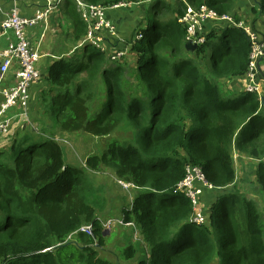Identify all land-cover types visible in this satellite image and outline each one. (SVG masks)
<instances>
[{"label":"trees","instance_id":"obj_1","mask_svg":"<svg viewBox=\"0 0 264 264\" xmlns=\"http://www.w3.org/2000/svg\"><path fill=\"white\" fill-rule=\"evenodd\" d=\"M141 1L86 0L104 7ZM62 3L72 37L82 39L86 26L75 3ZM201 4L218 14L234 6L231 0H152L135 29L142 37L130 45L137 56L132 67L113 66L89 45L83 60L66 55L48 67L53 93L43 96L41 107L51 129L96 137L128 129L131 136L111 139L79 167L65 161L51 134L21 128L0 149V264H120L97 252L107 239L98 217L106 198L83 174L102 169L138 190L121 209L147 247L148 256L136 264H264V213L254 200L225 190L235 182L239 150L258 160L254 176L264 200V144H257L264 104L257 94L225 93L221 84L245 73L250 42L243 29L224 26L208 31L194 51L186 49L178 19L187 5ZM252 10L264 16V0ZM189 165L218 194L213 190L201 225L189 220L190 199L173 194ZM87 224L91 234L80 231ZM119 251L123 260L138 252L131 243Z\"/></svg>","mask_w":264,"mask_h":264},{"label":"built area","instance_id":"obj_2","mask_svg":"<svg viewBox=\"0 0 264 264\" xmlns=\"http://www.w3.org/2000/svg\"><path fill=\"white\" fill-rule=\"evenodd\" d=\"M61 1L63 0H45L44 5L37 7L30 16L21 15L17 4L14 2L9 10L4 13V18L0 22V34H6L10 30L14 38L0 50V78L8 71L12 63L16 62L18 65L15 83L10 87H0V139L8 140L12 137V131L15 127L21 128L26 124H31L29 111L33 96L30 89L33 84L45 76L44 72L46 71L43 68L39 69V60L42 54L39 52L38 45L32 46L30 44L26 30L39 24L43 27V31L52 28V20ZM73 2L87 27L84 37L77 46L78 48L89 45L106 58L114 60L125 52L127 53L131 43L141 39L142 34L135 32L128 42L122 46L119 45L120 48H118L120 41L117 40L116 26L105 14L108 7L89 4L86 0H73ZM130 4L132 3H118L112 5L111 8L126 7ZM178 21L186 28L185 41L196 46L204 44L207 33L205 27L208 22H220V27L243 29L250 42V54L247 70L238 78L241 80L243 92L257 94L261 98L264 81L262 77L264 72L261 71V65L264 64V25L256 30L250 23L236 19L231 13L218 14L205 4L198 7L187 5L184 15ZM127 186L125 185V187ZM205 188L212 189L213 187L205 180L198 167L189 165L186 168L184 179L178 183L173 192V194H183L190 199L193 213L189 220L196 225H201L206 220L203 211L207 208L201 202L202 191ZM116 222L122 223L124 221L123 218L120 220L110 218L102 222L103 230L106 231L109 226H114ZM91 230L90 224L80 228V231L87 234H91ZM134 233L136 234L135 240L142 242L137 235L136 228Z\"/></svg>","mask_w":264,"mask_h":264},{"label":"rangeland","instance_id":"obj_3","mask_svg":"<svg viewBox=\"0 0 264 264\" xmlns=\"http://www.w3.org/2000/svg\"><path fill=\"white\" fill-rule=\"evenodd\" d=\"M150 1L152 0H148L146 7L148 6ZM166 1H170V3L173 2V0ZM231 1L235 2V0ZM67 3L71 2L67 1ZM141 24L143 25L144 22H140L138 26ZM132 44L133 43H131V45ZM118 48H120L119 44ZM80 49L81 48H77L76 52H69L70 56L76 54L73 57H76L77 60H83L84 55L83 52L80 51ZM91 50V48H88L86 55H88ZM108 60L113 64V66L129 68L136 63L137 56L136 53L131 48H129L127 50V53L125 52L122 56H119L117 59H114L115 61L111 60L110 58H108ZM195 61L200 62L199 59H195ZM261 71L264 72V64L261 65ZM221 84L223 85L222 81ZM225 86H227V84H225ZM226 90L230 91V89L227 87ZM225 93L230 94L231 92ZM50 123L51 122L43 114V109L41 107V109L38 108L37 112L32 113V126L27 127L37 130L36 132L40 134H45L47 136L48 134H51V138L55 139L56 141H59V143L61 144L65 161L67 163H70L71 165L79 167L85 164V159L88 155L94 153H101L111 139H123L129 138L131 136L130 130L128 129H126V131L117 130L106 137H96L85 132L65 133L59 130L51 129ZM250 130L251 126L246 129V133L248 134ZM260 139L261 142H255L259 145H261L262 143L264 144V136H262ZM234 157L235 161L233 162V164L236 168V179L234 184L227 186L225 190L227 192L236 191L243 197L254 200L256 204L258 203V208L261 210V212L264 213L263 196L258 191V185L254 176V169L256 168L255 164L258 160L254 159L252 156H249V154L240 153L239 150L238 152L237 150H235ZM83 177L85 182H90L93 186L101 188L102 194L106 198L104 210L98 214L101 223L110 218L113 220L122 219V207L126 204H130L133 201L138 190L136 191L131 186L132 184L127 183L123 180H118L114 176V174L108 169H102L99 171L86 170L83 174ZM125 185L128 186L125 187ZM213 190L205 188L202 191L201 202L203 205L209 206L212 202L215 201L216 197L213 194ZM205 193L209 194V196H212L211 200H209V198L207 200L204 199L203 195ZM221 193L222 190L219 192V194ZM133 228L137 229V227L133 223L125 224L124 222H116L114 226H109V228L105 231L107 233V239L105 241L104 246L100 248L97 247L98 255L112 262L118 261L120 264H136V261L140 259L143 254H146V256H148L147 251L145 250L147 249V247L144 246V244L139 240H135L136 234L134 233ZM137 235L140 238V235L138 234V229ZM69 240L71 241L72 238ZM129 242H133L131 244H134L136 248H138V252L132 260H123L120 258L119 249L122 246H126L127 244H129ZM79 244L81 245V243ZM67 254L68 252L63 253L61 255L62 258Z\"/></svg>","mask_w":264,"mask_h":264},{"label":"crops","instance_id":"obj_4","mask_svg":"<svg viewBox=\"0 0 264 264\" xmlns=\"http://www.w3.org/2000/svg\"><path fill=\"white\" fill-rule=\"evenodd\" d=\"M259 1L260 0H235V2L233 1L234 6L229 13H231L236 19L242 21L244 20L250 23V25L253 26L256 30H259L264 25V17L263 15L256 14L252 10V8H257ZM14 2L17 4L21 15L30 16L34 13L37 7L44 5L45 0H0V22L4 18V13L9 10ZM147 3L148 0H145L132 3L126 7L111 8L110 6L106 8V17L113 21L116 26L117 40L120 41L119 45H124L134 36L135 29L145 17V7ZM65 8L66 7H64V3H62L61 1L52 20V28H48L47 30L43 31V27L39 24L26 30V36L30 44L32 46L38 45L39 52L42 54L39 60V69L43 68L45 69V71H47L48 67L54 61L66 55L70 56L69 52L71 51H77V46L81 39L74 40L75 38L72 37L73 24L65 15ZM220 26V22H208L205 30L208 32L210 30L216 29L217 27L220 28ZM215 35L220 36V32L217 31ZM13 40V34L10 30L6 34H0V50ZM83 48L84 47H81L80 51H82ZM17 68L18 65L16 62L10 65L8 71L2 76V78H0V87H10L15 83ZM44 73L46 75V72ZM262 77L264 80V74ZM226 84L227 86H225V84L222 85V89H224V91H226V87L230 88L229 92H232L237 96H239L240 93L243 92L241 89V80L238 77H234L228 80ZM262 86L264 94V81ZM30 90L33 96V100L30 102L29 111V118L31 120L32 113L37 112L38 108L41 109V99L43 98V96L45 94H50L53 92L48 90V82L46 81L45 76L42 77L38 82L33 84ZM26 125L28 126L29 124ZM26 125L22 126L21 128L25 127ZM21 128L15 127L12 131V137L8 140H4V138L0 139V149L7 147ZM233 160L235 161L234 156ZM214 193L215 196L218 195L216 190L214 191ZM203 197L204 199H208L206 195H203Z\"/></svg>","mask_w":264,"mask_h":264},{"label":"water","instance_id":"obj_5","mask_svg":"<svg viewBox=\"0 0 264 264\" xmlns=\"http://www.w3.org/2000/svg\"><path fill=\"white\" fill-rule=\"evenodd\" d=\"M185 48L188 49V50L194 51L197 48V46L195 44H191L190 42H186L185 43ZM261 104L262 105L264 104V97L263 96L261 97Z\"/></svg>","mask_w":264,"mask_h":264},{"label":"clouds","instance_id":"obj_6","mask_svg":"<svg viewBox=\"0 0 264 264\" xmlns=\"http://www.w3.org/2000/svg\"><path fill=\"white\" fill-rule=\"evenodd\" d=\"M262 97V96H261Z\"/></svg>","mask_w":264,"mask_h":264}]
</instances>
